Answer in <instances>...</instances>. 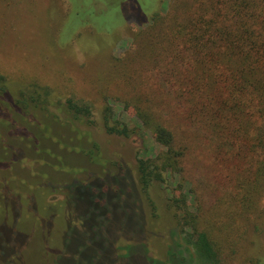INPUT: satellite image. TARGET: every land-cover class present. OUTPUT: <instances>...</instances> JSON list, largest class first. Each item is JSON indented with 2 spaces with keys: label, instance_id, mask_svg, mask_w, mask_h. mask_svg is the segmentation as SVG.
Here are the masks:
<instances>
[{
  "label": "rangeland",
  "instance_id": "374dc122",
  "mask_svg": "<svg viewBox=\"0 0 264 264\" xmlns=\"http://www.w3.org/2000/svg\"><path fill=\"white\" fill-rule=\"evenodd\" d=\"M66 1L0 0V227L22 238L7 257L0 234V264H203L178 217L182 198L217 264H264V150L249 155L242 148L233 159L215 154L207 134L188 121L189 105L176 107L170 63L163 64L170 52L161 50L168 38L155 39L161 28L152 32L145 23L156 11L184 19L200 4L178 0L170 12L172 0ZM128 19L137 26L125 28ZM139 44L144 48L136 52ZM68 100L88 116L73 113ZM133 105L161 119L168 113L182 150L180 174L161 171L146 189L137 160L165 151ZM13 177L47 186L45 215L64 205L61 221L46 219L35 231L15 223ZM75 182L107 191L112 211L99 231L109 240L106 249L100 239L82 246L96 235L93 219L83 224L61 203L65 186ZM223 192L230 195L222 198L220 225L212 204ZM86 207L79 200L75 214ZM69 224L71 245L62 251Z\"/></svg>",
  "mask_w": 264,
  "mask_h": 264
},
{
  "label": "trees",
  "instance_id": "16d2710c",
  "mask_svg": "<svg viewBox=\"0 0 264 264\" xmlns=\"http://www.w3.org/2000/svg\"><path fill=\"white\" fill-rule=\"evenodd\" d=\"M195 3L201 7L196 10L194 8L191 12L188 8L184 19L174 14L172 18L169 17L171 14L162 17L156 11L145 22H150L148 29L152 32L157 27L161 28V33L158 31L155 39L168 38L166 48L169 50L164 44L161 50L170 52V59L163 61V64L170 63L167 77L171 79L178 100L175 105L177 108L178 102H182L185 107L189 105L186 107L189 111L188 121L207 134L214 144L216 155L233 159L239 157L242 148L247 149L249 155L257 149L264 150V0H195ZM177 6L178 0H172L170 12ZM168 17L172 19L170 26ZM134 25L137 26L133 19H128L125 28ZM167 27L169 30L166 32ZM141 45L142 47L139 44V48L135 46L136 52L143 50V44ZM67 105L76 115L89 114L85 107H80L71 100L67 101ZM133 109L144 128L153 133L154 142L165 151L154 158L137 160L139 180L142 188L146 189L153 178L160 180L161 171L169 170L176 175L180 174L179 159L182 150L176 144L179 134L171 124L168 113H162L161 119L139 106L133 105ZM172 111L174 112V108ZM109 130L115 131V128ZM116 132L120 133V130ZM12 180L18 183L14 189L16 209L12 212L15 223L25 222L35 231L46 224V219L49 223L61 221V209L64 205L55 214L48 217L45 215L47 192L44 188L47 186H36L16 177ZM65 189L64 201L61 203L69 206L71 214L83 224L86 219H93L90 231L96 235L93 239H86L82 246L100 239L106 249L109 240L100 233L105 230L112 211L111 205H108L107 191L90 183L78 182L72 188L71 184L66 185ZM221 194L213 201L212 207L219 224L224 225V217L219 212L225 203L222 198L228 197L230 193ZM79 200L86 202L87 207L84 214L77 216L75 206ZM180 202L182 207L177 209L178 217L182 228L189 230L190 243L199 259L203 264H217L216 253L209 238L205 232L198 230V220L189 211L183 198ZM93 213L97 214L95 218ZM71 230L69 224L63 234L62 251L70 248L73 236ZM0 234L6 241L4 246L1 244V248H7L5 252L8 257L11 252L9 246L16 250L14 247L21 245V235L3 226L0 227ZM104 248H99L98 252L103 253ZM79 251L82 252L83 248ZM58 259L57 256L55 260ZM71 260L70 258L67 261ZM6 263L13 264L9 259ZM78 263L75 260L71 264Z\"/></svg>",
  "mask_w": 264,
  "mask_h": 264
}]
</instances>
